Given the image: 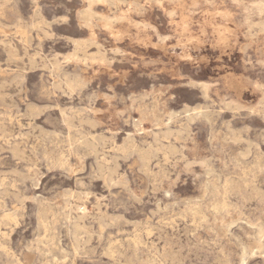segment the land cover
Returning a JSON list of instances; mask_svg holds the SVG:
<instances>
[{"label":"rangeland","instance_id":"rangeland-1","mask_svg":"<svg viewBox=\"0 0 264 264\" xmlns=\"http://www.w3.org/2000/svg\"><path fill=\"white\" fill-rule=\"evenodd\" d=\"M0 264H264V0H0Z\"/></svg>","mask_w":264,"mask_h":264},{"label":"bare ground","instance_id":"bare-ground-1","mask_svg":"<svg viewBox=\"0 0 264 264\" xmlns=\"http://www.w3.org/2000/svg\"><path fill=\"white\" fill-rule=\"evenodd\" d=\"M103 2H105L107 5H111L114 1H117V0H102ZM120 1V0H119ZM85 13V17L86 19H88V17L92 16V14L94 13L93 10L91 8H88L86 9V11L84 12ZM82 15V14H81ZM82 18V16H80ZM94 17V16H93ZM84 19V18H83ZM82 19V20H83ZM81 20V21H82ZM90 20V19H89ZM92 20V19H91ZM87 21V20H86ZM103 22L105 23L106 26H108L110 29H113V23L111 21V18L107 17L106 19L103 20ZM120 22V21H119ZM87 24V23H86ZM76 43V42H75ZM80 44V43H78ZM78 46V45H77ZM76 46V47H77ZM78 48V47H77ZM81 47L79 46V49ZM84 48V47H83ZM76 49V48H75ZM81 50V49H80ZM83 52V51H82ZM81 52V53H82ZM85 52V51H84ZM86 54V53H84ZM62 118V117H61ZM71 149V148H70ZM80 184V183H79ZM28 201V200H27ZM259 245V244H258ZM249 261V260H248Z\"/></svg>","mask_w":264,"mask_h":264}]
</instances>
